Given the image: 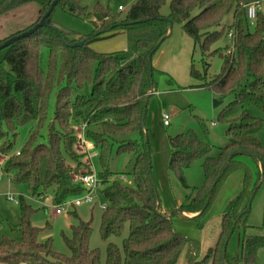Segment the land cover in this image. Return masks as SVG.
Returning <instances> with one entry per match:
<instances>
[{"label": "trees", "instance_id": "16d2710c", "mask_svg": "<svg viewBox=\"0 0 264 264\" xmlns=\"http://www.w3.org/2000/svg\"><path fill=\"white\" fill-rule=\"evenodd\" d=\"M32 1L41 5L39 22L53 0H4L0 16ZM114 1L116 9L109 3L95 4L92 34L69 40L52 26H41L5 48L9 70L0 63V169L12 183L27 185L34 197L51 194L54 204L80 196L86 191L80 177L92 171L83 134L97 152L103 186L99 194L107 204L102 209L101 237L108 240L125 231L127 235L121 246L108 243L103 260L101 251L90 246L92 218L84 221L73 211L78 221L71 225L70 235L62 233L69 253L57 252L51 237L40 240L43 230L52 225H33L37 209L21 195V239L0 241V264H177L185 248L188 264H258L264 235L246 232L251 227L250 209L244 210L264 188V146L256 135L262 119L249 109L256 106L264 111V6L250 26L246 5L255 0ZM167 1L170 11L163 15L160 11ZM57 5L76 17L89 16L81 0H59ZM119 5L125 9L119 10ZM171 21L180 24L192 38L194 50L198 47L202 52L204 76L193 63L190 70L193 78L202 80L198 87L210 88L223 99L232 97L220 117L241 108L227 130L225 146L202 140L193 129L170 138L169 165L185 187H189L185 170L202 159L204 183L180 206L182 213H198L191 218L199 227L229 175L244 171L242 189L222 216L218 240L203 258L199 240L178 232L172 224L173 213L162 210L145 130L149 93L155 88L153 57L170 36ZM115 30L125 33L127 49L98 52L88 46L90 39ZM216 55L223 56V63L208 81L209 59ZM54 90L55 113L48 119ZM22 127L29 128L19 145ZM243 155L253 159L255 172L239 160ZM121 156L127 157L128 172L112 169L113 159ZM238 224L245 231L241 254L233 256L227 245Z\"/></svg>", "mask_w": 264, "mask_h": 264}, {"label": "rangeland", "instance_id": "374dc122", "mask_svg": "<svg viewBox=\"0 0 264 264\" xmlns=\"http://www.w3.org/2000/svg\"><path fill=\"white\" fill-rule=\"evenodd\" d=\"M4 0H0L2 2ZM109 3L112 9L117 5L114 0H81V5L89 12L88 18H80L72 15L61 5H57L47 20L48 26L62 32L63 36L69 40H76L80 37L92 34L95 27L93 21L95 17L91 14L96 3ZM41 5L35 1L10 10L0 16V44L13 35L20 34L35 25L41 16ZM170 11L169 1L161 8L163 15H168ZM127 38L123 31L115 30L105 32L88 41V46L98 52H114L127 49ZM230 44V40H227ZM221 42L220 45L226 44ZM6 50H0V63L9 70V66L4 62ZM160 58L159 63L155 62ZM203 55L194 44L180 24H174L170 36L166 39L153 57L155 72V88L149 97L147 113L145 118V130L151 150L152 176L157 187L162 210L167 214H172V224L174 228L187 237L199 240L201 243L200 257L203 258L208 249L215 245L218 240L221 220L228 210L230 202L239 194L243 186V169L232 172L210 209L203 218V227H199L198 221L191 217L198 213L186 214L180 211V206L186 201V196L194 188L201 187L204 183V173L202 159H197L185 170V180L189 187H185L180 181L177 172L170 167L172 156V146L170 138L189 129H193L202 140H209L214 146H225L228 143L227 130L231 122L237 118L241 112L240 107L233 108L226 112L224 117H220L221 112L227 107L232 97L223 99L214 90L206 87H198L202 80L193 78L190 74L191 65L204 76ZM155 62V63H154ZM210 67L205 79L212 80L219 72L223 63V56L216 55L209 59ZM89 87L85 93L89 91ZM56 91L50 97V107L48 109V119L52 118L56 108ZM214 100L222 101L214 106ZM255 116L262 119L256 135L264 146V111L256 106H249ZM169 115V124L164 123L163 114ZM201 121L205 124L207 132L204 131ZM215 122V125L213 124ZM29 127H22L19 131L18 143L21 145L26 137ZM45 132V131H44ZM46 134V133H45ZM216 151H214V154ZM127 157H115L112 162V169L117 173H124L130 170L126 165ZM253 172L256 165L248 155L239 157ZM92 170L99 172L98 155H92ZM103 187V186H102ZM101 187V188H102ZM101 189L98 191L100 192ZM98 192V197L93 204H83L81 206L65 208L60 213H54L52 207L53 196L51 194L32 196L29 188L25 184H14L8 175L2 174L0 177V241L8 237L19 241L21 239L18 231L20 223V205L14 204L7 199V193L21 194L30 203L36 212L31 221L37 227H45L49 222L51 228L43 230L40 240L44 241L48 237L53 239V248L57 252L68 254L69 250L65 245L62 233L71 234L69 224L77 223V218L72 215L77 211L79 217L84 221L92 218V234L90 238L91 248H98L101 251L102 259L106 258V248L108 243L115 242L119 246L127 231L122 236H112L104 240L100 234L102 219V208L104 202ZM264 215V188L261 187L253 196L248 214L247 229L248 234L264 235L263 228ZM189 217V218H187ZM244 226L238 224L230 236L227 251L233 256L241 254V241L244 235ZM177 264H188V249L185 248ZM207 264H211L208 263ZM258 264H264V248L258 252Z\"/></svg>", "mask_w": 264, "mask_h": 264}, {"label": "built area", "instance_id": "2783aa9c", "mask_svg": "<svg viewBox=\"0 0 264 264\" xmlns=\"http://www.w3.org/2000/svg\"><path fill=\"white\" fill-rule=\"evenodd\" d=\"M264 6V0H255L249 4L246 5V10H247V17L249 20L250 26H254L257 18V13L259 10H261ZM119 10L125 9L124 6L119 5L118 6ZM164 117V123L166 125L169 124V115L167 113L163 114ZM215 125V122L213 123ZM85 126L81 127V131L83 133ZM82 142L89 153V158L90 160L92 159V155L95 153L97 154L96 151H94V146L91 142L87 141L85 137L82 134ZM0 174L2 175V170L0 169ZM1 177V176H0ZM10 178V177H9ZM123 180H126V177L121 176ZM80 183L85 187L86 191L77 197H74L72 199H68L64 201L63 203L60 204H53L54 208V213L60 214L62 213L65 208H69L71 206L76 207V206H81L83 204H93L96 202L97 197H98V190L101 189L102 183L101 180L98 176V173L94 172L93 170L89 173L83 174L80 177ZM7 199L10 202H13L14 204H19V198L21 194L17 195L15 193H7L6 194ZM107 206L106 202H103L100 207L102 209H105Z\"/></svg>", "mask_w": 264, "mask_h": 264}, {"label": "water", "instance_id": "95a60500", "mask_svg": "<svg viewBox=\"0 0 264 264\" xmlns=\"http://www.w3.org/2000/svg\"><path fill=\"white\" fill-rule=\"evenodd\" d=\"M58 2H59V0H53L49 9L43 14V16L41 17L39 22L35 23V25L32 28H30L27 31L22 32L20 34L13 35L10 38H8L7 40H5L3 43H1L0 44V50L5 49L8 46H10L11 44L15 43L16 41L27 37L28 35L33 33L39 27L48 26L47 20H48L49 16L51 15L52 11L54 10V8L57 6ZM170 23H171V25H173L172 21ZM150 93H152V91ZM221 102L222 101L214 100V106L219 105ZM249 209H250V204L247 206V208L244 210V212L248 211Z\"/></svg>", "mask_w": 264, "mask_h": 264}, {"label": "crops", "instance_id": "0c3cea01", "mask_svg": "<svg viewBox=\"0 0 264 264\" xmlns=\"http://www.w3.org/2000/svg\"><path fill=\"white\" fill-rule=\"evenodd\" d=\"M170 33H171V32H170ZM87 44H88V43H87ZM159 60H160V58H158V60L155 61V62L159 63ZM155 62H154V63H155ZM152 93H153V92H152ZM9 179H10V178H9ZM69 225H70V227H71L72 224H69Z\"/></svg>", "mask_w": 264, "mask_h": 264}]
</instances>
